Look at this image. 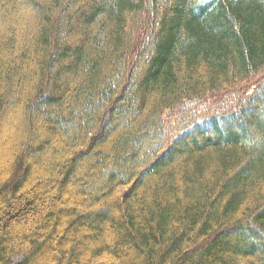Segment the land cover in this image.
Instances as JSON below:
<instances>
[{
    "label": "trees",
    "instance_id": "16d2710c",
    "mask_svg": "<svg viewBox=\"0 0 264 264\" xmlns=\"http://www.w3.org/2000/svg\"><path fill=\"white\" fill-rule=\"evenodd\" d=\"M4 25L0 264H264V0H0Z\"/></svg>",
    "mask_w": 264,
    "mask_h": 264
},
{
    "label": "rangeland",
    "instance_id": "374dc122",
    "mask_svg": "<svg viewBox=\"0 0 264 264\" xmlns=\"http://www.w3.org/2000/svg\"><path fill=\"white\" fill-rule=\"evenodd\" d=\"M25 5V4H24ZM23 5V6H24ZM12 7H13V5H12ZM20 9V13L22 14H24L25 13V15H27V14H29L30 12H31V10L32 9H27V12L25 11L24 12V10H25V8L24 9H21V7H19ZM34 22V21H33ZM4 27H5V25L4 26H0V28L1 29H4ZM16 34H20V31H16ZM17 41H18V39H17ZM18 43H20V41H18ZM19 118H20V116H19ZM13 128H12V122L10 121L9 122V124L7 125V123L3 126V130H2V133H1V139H7L10 135H12V134H14V131L12 130ZM6 142L7 141H3V145L5 146V144H6Z\"/></svg>",
    "mask_w": 264,
    "mask_h": 264
}]
</instances>
